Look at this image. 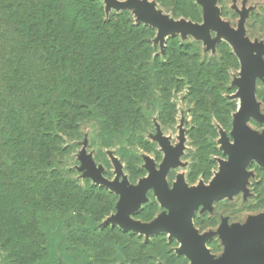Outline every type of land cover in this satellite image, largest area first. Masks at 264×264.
I'll list each match as a JSON object with an SVG mask.
<instances>
[{"label":"rangeland","instance_id":"rangeland-1","mask_svg":"<svg viewBox=\"0 0 264 264\" xmlns=\"http://www.w3.org/2000/svg\"><path fill=\"white\" fill-rule=\"evenodd\" d=\"M99 1L106 20L124 14L134 24L153 29V57L159 63L169 60L173 45L181 51L173 64L174 82L166 87L152 78L131 131L105 135L97 121L86 119L79 132L62 134L56 164L60 179L82 188L90 183L118 197L115 211L99 222L100 227L116 228L104 264H199L179 236L162 227L149 231L147 226L156 219L174 225L181 210L177 203L164 202L159 188L174 202L179 189L189 194L234 179L237 123L244 114V62L228 39L208 28L211 18L203 0H186L187 14L170 0ZM212 6L219 21L234 32L241 30L257 47V108L244 125L253 156L237 192L195 204L191 229L203 240L212 264L222 263L230 243L240 239H245L243 253L250 258L238 264H264V0H213ZM155 20L177 28L163 31ZM1 45L0 54L5 55L4 47L9 51L11 44L0 39ZM86 215L91 216V210ZM125 239L135 243L131 256L121 248ZM54 245L60 256L62 248ZM9 247L0 243V264H18ZM92 253L84 255L87 262L83 256L77 261L65 258L66 263L57 257L56 264H94V259L88 260Z\"/></svg>","mask_w":264,"mask_h":264},{"label":"trees","instance_id":"trees-1","mask_svg":"<svg viewBox=\"0 0 264 264\" xmlns=\"http://www.w3.org/2000/svg\"><path fill=\"white\" fill-rule=\"evenodd\" d=\"M170 1L188 13L186 0ZM153 36L124 14L106 20L99 0H0V39L11 44L0 54V243L18 264L87 262L88 251L108 261L116 228L99 222L118 197L60 179L59 143L86 119L105 135L134 128L152 78L174 82L181 51L159 63ZM132 244L121 245L129 256Z\"/></svg>","mask_w":264,"mask_h":264},{"label":"water","instance_id":"water-1","mask_svg":"<svg viewBox=\"0 0 264 264\" xmlns=\"http://www.w3.org/2000/svg\"><path fill=\"white\" fill-rule=\"evenodd\" d=\"M202 3L208 8V15L211 18L208 28L216 29L223 37L228 39L235 46L246 68L243 78V84L245 86V102L242 108L244 114L237 123L239 154L237 170L234 179L228 183H220L215 186L196 190L189 194H183L179 189L174 202L168 198L167 193L162 188H159L163 201L166 203H177L181 205V210L174 225L164 222L161 219H156L153 223L147 226V230L155 231L161 227L166 229V231L173 235L179 236L184 244L193 250L199 264H212L203 244V240L200 239L191 229V214L195 204L200 200H214L237 192L245 181L247 175L246 164L250 157L253 156V153L250 152L249 148L253 146H251L252 144H250V141L246 136L244 125L246 120L255 114L257 108L254 97V82L257 76V64L253 54V50L257 49V47L251 46L242 37L241 30L234 32L227 25L219 21L217 13L212 6L213 0H203ZM154 23L163 31H170L177 28L169 26L163 21L155 20ZM193 29L197 32L205 31V29L195 26H193ZM244 241L245 239H240L236 243L231 242L229 253L226 255L224 261L219 264H238L240 261L248 260L250 257L243 253Z\"/></svg>","mask_w":264,"mask_h":264},{"label":"bare ground","instance_id":"bare-ground-1","mask_svg":"<svg viewBox=\"0 0 264 264\" xmlns=\"http://www.w3.org/2000/svg\"><path fill=\"white\" fill-rule=\"evenodd\" d=\"M245 100L243 99L240 103V107H243Z\"/></svg>","mask_w":264,"mask_h":264}]
</instances>
